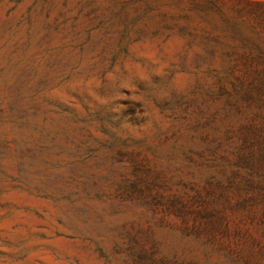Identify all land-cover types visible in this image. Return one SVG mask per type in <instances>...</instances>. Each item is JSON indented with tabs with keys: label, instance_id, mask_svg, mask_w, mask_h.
Segmentation results:
<instances>
[{
	"label": "rangeland",
	"instance_id": "obj_1",
	"mask_svg": "<svg viewBox=\"0 0 264 264\" xmlns=\"http://www.w3.org/2000/svg\"><path fill=\"white\" fill-rule=\"evenodd\" d=\"M0 264H264V0H0Z\"/></svg>",
	"mask_w": 264,
	"mask_h": 264
}]
</instances>
